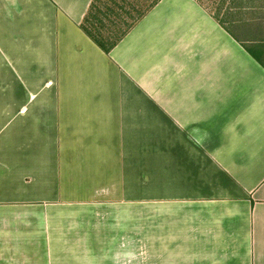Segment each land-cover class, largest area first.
Masks as SVG:
<instances>
[{"label":"crops","instance_id":"obj_1","mask_svg":"<svg viewBox=\"0 0 264 264\" xmlns=\"http://www.w3.org/2000/svg\"><path fill=\"white\" fill-rule=\"evenodd\" d=\"M91 1L0 0V264H264V43L160 0L105 54Z\"/></svg>","mask_w":264,"mask_h":264},{"label":"trees","instance_id":"obj_2","mask_svg":"<svg viewBox=\"0 0 264 264\" xmlns=\"http://www.w3.org/2000/svg\"><path fill=\"white\" fill-rule=\"evenodd\" d=\"M159 1L92 0L80 25V29L102 52L108 54ZM240 1L241 4L238 7H241V10L248 12L259 11L260 16L250 17L247 20L248 23H244L246 27L256 29L255 31L248 29L245 35L242 34V37L241 35H236L233 28L225 27L224 24L211 14L212 17L234 39H243L245 42L264 43V0ZM256 1H259V4L255 7L253 3Z\"/></svg>","mask_w":264,"mask_h":264},{"label":"rangeland","instance_id":"obj_3","mask_svg":"<svg viewBox=\"0 0 264 264\" xmlns=\"http://www.w3.org/2000/svg\"><path fill=\"white\" fill-rule=\"evenodd\" d=\"M105 1V0H103ZM205 10L215 16L227 28H233L236 35L246 34V30L250 29L244 25L250 17L260 16L259 11H244L241 7L240 0H196ZM259 1L253 3V6H258ZM262 4V1H261ZM248 23V22H247ZM255 31L253 27L250 29Z\"/></svg>","mask_w":264,"mask_h":264}]
</instances>
